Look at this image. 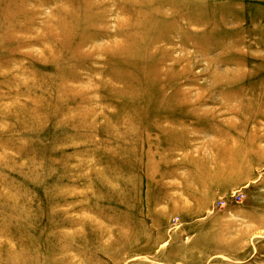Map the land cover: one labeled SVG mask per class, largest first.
<instances>
[{
    "label": "rangeland",
    "instance_id": "1",
    "mask_svg": "<svg viewBox=\"0 0 264 264\" xmlns=\"http://www.w3.org/2000/svg\"><path fill=\"white\" fill-rule=\"evenodd\" d=\"M0 264H264V0H0Z\"/></svg>",
    "mask_w": 264,
    "mask_h": 264
},
{
    "label": "built area",
    "instance_id": "2",
    "mask_svg": "<svg viewBox=\"0 0 264 264\" xmlns=\"http://www.w3.org/2000/svg\"><path fill=\"white\" fill-rule=\"evenodd\" d=\"M172 222H173V223H175V222H176V220H173Z\"/></svg>",
    "mask_w": 264,
    "mask_h": 264
},
{
    "label": "bare ground",
    "instance_id": "3",
    "mask_svg": "<svg viewBox=\"0 0 264 264\" xmlns=\"http://www.w3.org/2000/svg\"><path fill=\"white\" fill-rule=\"evenodd\" d=\"M220 165V164H219Z\"/></svg>",
    "mask_w": 264,
    "mask_h": 264
}]
</instances>
